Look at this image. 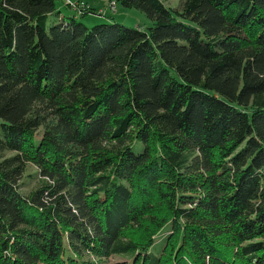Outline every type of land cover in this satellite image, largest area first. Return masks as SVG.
I'll return each instance as SVG.
<instances>
[{"label":"trees","instance_id":"1","mask_svg":"<svg viewBox=\"0 0 264 264\" xmlns=\"http://www.w3.org/2000/svg\"><path fill=\"white\" fill-rule=\"evenodd\" d=\"M107 1L0 0V264H264V0Z\"/></svg>","mask_w":264,"mask_h":264},{"label":"rangeland","instance_id":"2","mask_svg":"<svg viewBox=\"0 0 264 264\" xmlns=\"http://www.w3.org/2000/svg\"><path fill=\"white\" fill-rule=\"evenodd\" d=\"M84 1V0H83ZM92 7L95 8L94 13H87L83 18H80L84 24L89 27H92L97 24L108 23L117 21L125 26L131 28H137L140 30H148V27L152 25V21L149 17L142 12L141 10L134 8H126L121 5V3H117V9L115 12H112L110 9L107 10V7L110 6V3L107 0H87ZM180 0H169L167 2L168 5L176 6ZM85 2V1H84ZM57 7L61 10V15L70 17L74 15L73 9H71L68 4L64 0H56ZM87 4V3H86ZM105 11L104 13V10ZM56 18V15L53 14L48 18V24H51L52 21ZM39 136V134H38ZM28 183L22 188L24 191H28L31 189L35 183L33 178H29ZM169 228H166L158 237H157V246H161L163 244L164 237L166 236ZM124 260L120 256H111L108 261L115 262Z\"/></svg>","mask_w":264,"mask_h":264},{"label":"built area","instance_id":"3","mask_svg":"<svg viewBox=\"0 0 264 264\" xmlns=\"http://www.w3.org/2000/svg\"><path fill=\"white\" fill-rule=\"evenodd\" d=\"M68 6L73 9L74 11L78 12L81 11L83 9L88 8V6L86 5V3L83 0H64ZM110 6L108 9H110L112 12H115L116 10V4L115 2H110Z\"/></svg>","mask_w":264,"mask_h":264},{"label":"crops","instance_id":"4","mask_svg":"<svg viewBox=\"0 0 264 264\" xmlns=\"http://www.w3.org/2000/svg\"><path fill=\"white\" fill-rule=\"evenodd\" d=\"M85 1V3H87L86 5L88 6V7H92L91 6V4L87 1V0H84ZM105 7H107V10H108V6H105ZM94 10H95V8L94 7H92ZM116 9H117V5H116ZM106 9L104 10V13H105V11H107ZM60 13H61V10H60ZM74 13H79V12H74ZM60 17H62V15L60 14Z\"/></svg>","mask_w":264,"mask_h":264}]
</instances>
